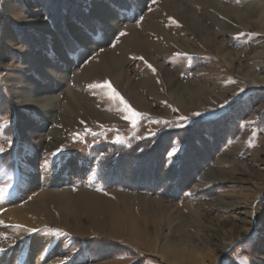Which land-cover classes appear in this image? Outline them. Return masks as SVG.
Returning <instances> with one entry per match:
<instances>
[{
  "label": "rangeland",
  "instance_id": "1",
  "mask_svg": "<svg viewBox=\"0 0 264 264\" xmlns=\"http://www.w3.org/2000/svg\"><path fill=\"white\" fill-rule=\"evenodd\" d=\"M88 2L0 0V121L27 142L0 155V187L13 185L0 196V264H264V247H249L264 235V0H91L113 18L81 32ZM132 32L157 43L150 59L122 47ZM105 80L142 114L135 126L108 89L89 87ZM187 86L196 95L182 101ZM33 228L67 236L42 252L53 234ZM167 248L181 258L163 259Z\"/></svg>",
  "mask_w": 264,
  "mask_h": 264
},
{
  "label": "snow or ice",
  "instance_id": "2",
  "mask_svg": "<svg viewBox=\"0 0 264 264\" xmlns=\"http://www.w3.org/2000/svg\"><path fill=\"white\" fill-rule=\"evenodd\" d=\"M98 2H104V0H98ZM153 3L156 2V0H152ZM145 4H146V0H145ZM56 5V0H53L52 6L54 7ZM122 6H126V5H122ZM151 10V9H149ZM113 18L111 12H105L103 10H99L96 12H93L92 9V2L91 0H89L88 4L86 7L83 8L82 14L80 16H78L76 18V23L79 27V30L81 32H84V30L88 27H95V26H99L101 29H107L110 26V20ZM45 20H49L51 19V14L47 15L44 17ZM120 36L126 35V33L124 32H119ZM63 40L65 42V45L67 46V48L69 50H71L73 48V46L79 41V37L74 35L72 32H67L63 35ZM149 68H151V65H148ZM153 72H155V69H152ZM90 88L93 89H98V88H105L109 90V97L110 99H112L113 101H118L119 105H122V109L121 111L126 113V115L124 116V119L129 120V122L135 126L137 123V120L142 116L141 113H138L136 111H134L129 105L128 103L124 100L123 97L120 96V94L113 88H111L109 82L107 80H105L103 82V84H90L89 85ZM241 92H243L244 90L241 89ZM237 96L239 95V93L236 94ZM233 103V101H225V103L223 105H221V108H224L226 106H230ZM173 111H176L175 109H173ZM3 112V108L0 107V113ZM203 114L196 112L193 113V116L196 117H200ZM188 117H179L176 126L177 127H184L187 128L188 125L184 123V121H188ZM83 123V122H81ZM191 124H195L196 121H190ZM165 124H167V122H165ZM7 132V135H4L3 133ZM84 133L85 134H90L93 137H95L97 135V133L95 132H91L90 129L85 128L84 129ZM151 135L155 136L156 133H151ZM74 139H81L82 137L80 136V134L78 133H74L73 134ZM0 141H4L6 142V147H5V143H0V155L5 154V153H10L12 150L16 149L17 144H21L23 143L24 145L27 144L26 141L22 140V134L21 132L15 127L14 124H11L10 126V118L9 119H5L0 121ZM114 143H124L123 139L120 136H116L114 141ZM63 146L61 145L59 148L55 149L54 151H52L51 153H48L47 155H45L42 160H41V164L42 166H47L49 163L55 165L57 163L60 162V155L63 152ZM18 151V149H17ZM177 151V149L173 148L172 151H169L167 153L169 160H171V157L175 154V152ZM13 187L12 183L9 182L7 183L6 186L4 187H0V196H2L4 193L8 192L9 189H11ZM24 231H26L27 233L31 234V233H39L41 231H45L48 233H52L53 237L49 238L42 246H41V251L45 252L48 251V244H52L53 243V239L55 237H60L63 238L65 236H67V233L62 232L59 229H24ZM252 236V234H250V237ZM55 243H60L59 240H55ZM259 243V245L261 247H264V235H255V238L252 239V244L249 246L251 247L252 245H255ZM31 242L29 243V251H31ZM6 252V249L4 248H0V253H4ZM225 256L227 257V253L225 254ZM233 264H235V261H233ZM241 264H251V261H242Z\"/></svg>",
  "mask_w": 264,
  "mask_h": 264
},
{
  "label": "bare ground",
  "instance_id": "3",
  "mask_svg": "<svg viewBox=\"0 0 264 264\" xmlns=\"http://www.w3.org/2000/svg\"><path fill=\"white\" fill-rule=\"evenodd\" d=\"M171 8H173V7H171ZM237 15V14H236ZM243 18V15L242 14H238V19H242ZM33 19V18H32ZM21 20V19H20ZM244 20V19H243ZM243 20H240L241 22L243 21ZM31 21V20H30ZM37 22V21H36ZM245 23V22H244ZM154 28L155 29H157V27H155L154 26ZM162 34V33H161ZM160 34V35H161ZM147 36V35H146ZM148 37V36H147ZM161 37H162V40H164V39H166V37H165V35H161ZM209 40H210V38H209ZM125 44H124V46H122V47H126V48H128V47H131V46H136L137 48H139V50H140V52L144 55V56H146V57H148L149 59H150V53L152 52V51H156V50H158L159 48H158V46H157V43H154V42H151L148 38H146V37H144V36H140V35H138L137 34V32H132L131 33V35L127 38V40L124 42ZM119 48L121 51H125V49H123V48ZM221 47L222 46H218V48H216L218 51L217 52H219V53H222L221 52ZM214 48V49H215ZM119 50V51H120ZM113 54H112V52L110 53V55L108 56H106L107 57V60H106V62L108 63H106V68L104 67V66H102V68H103V70H104V72H106L107 71V68L109 69L108 70V72H110L111 73V76L113 77L114 76V72H115V69L116 68H118V64H116L115 63V59H112V56ZM152 55V54H151ZM264 55V54H263ZM28 58V57H27ZM105 64V63H104ZM261 64V66L262 67H264V62H258L257 63V65H260ZM256 65V64H255ZM254 65H250L249 66V69H252V67H253ZM92 67V66H91ZM96 67V66H95ZM97 67H99V66H97ZM97 67H96V69H97ZM94 68V67H93ZM93 68H91V69H93ZM86 69V68H85ZM249 69L247 70V72H246V74H248V71H249ZM84 72H81L80 74H81V76H78L79 78H82V80L83 79H85L89 74H91V73H88L87 71H88V69H87V71L86 70H83ZM98 71H100V70H97V72ZM239 68H238V73H239ZM108 72H106V73H108ZM245 74V75H246ZM91 76V75H90ZM115 80V79H114ZM199 93V92H198ZM179 94H181L180 95V97H181V100L183 101L184 99H191V98H194V96L196 95V91L194 90V89H192V88H190L189 86H187V87H185V88H183L182 90H180V92H179ZM200 96V95H199ZM200 98V97H199ZM215 98V97H214ZM198 99V98H197ZM75 100H77L76 98H75ZM78 101V100H77ZM181 104V103H180ZM182 107L183 108H185V109H189V108H194V105H193V102H191V101H189L188 100V102L187 101H184V102H182ZM82 106H84V105H82ZM104 114V113H103ZM212 172V171H211ZM216 179V178H215ZM152 199V198H151ZM98 201V200H97ZM86 204H88V207H91V209L93 210V211H96L97 209H98V205H96L97 204V202H95V200L93 199V201L91 200V199H89L88 200V202L86 203ZM235 207V206H234ZM100 208V207H99ZM103 211V210H102ZM105 211H107V212H110V210L109 209H107V210H105ZM27 213H28V211H27ZM92 213V212H91ZM15 214V215H14ZM13 215H14V217H16L15 219H19V220H22L23 222L25 221V223L26 222H29L27 219H23L24 217L22 216V213L21 214H18V213H14ZM24 215V214H23ZM118 216L119 215H117L116 214V212H113L112 213V217L111 218H113L114 220H113V222L112 223H114V224H111L112 225V227H114L116 224L115 223H117V220H118ZM110 219V218H109ZM96 220V219H95ZM243 222V221H242ZM96 224V223H95ZM96 226V225H95ZM136 223L135 222H133V221H130L129 223H128V227H129V231H131V230H133L134 231V233L136 232ZM182 248V247H181ZM165 249V248H164ZM182 249H184V248H182ZM165 253L167 254V256L166 255H164V256H162V258L163 259H167L168 260V258H176L177 260H178V258L181 256V254L180 253H174V252H172L170 249H166L165 250ZM166 256V257H165ZM179 256V257H178ZM170 258V259H171ZM181 258V257H180ZM113 263H115V262H113Z\"/></svg>",
  "mask_w": 264,
  "mask_h": 264
}]
</instances>
